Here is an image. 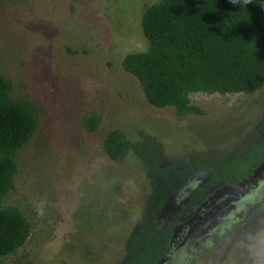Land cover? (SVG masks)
<instances>
[{"label": "rangeland", "instance_id": "374dc122", "mask_svg": "<svg viewBox=\"0 0 264 264\" xmlns=\"http://www.w3.org/2000/svg\"><path fill=\"white\" fill-rule=\"evenodd\" d=\"M159 1L0 0V74L11 81L14 100L33 105L38 121L35 135L17 153L15 189L2 201V207L21 210L32 231L0 264H124L125 243L147 214L154 185L132 151L121 161L107 155L104 138L114 129L133 142L140 132L155 136L166 159L178 166L193 155L221 159L262 141L264 86L253 94L193 93L191 104L202 114L182 118L174 107L147 101L122 61L148 50L142 17ZM92 117L99 121L95 131L88 123ZM261 170L197 207L175 228L167 253L202 212L248 191L263 177ZM208 177L198 171L186 187ZM186 195L182 190L165 206L160 225ZM260 195L254 207H241L251 229L247 245L264 225L261 216L255 230L249 221L264 203ZM225 230L221 225L219 238ZM243 248L225 250L227 261L219 264H239L238 257L247 256Z\"/></svg>", "mask_w": 264, "mask_h": 264}, {"label": "trees", "instance_id": "16d2710c", "mask_svg": "<svg viewBox=\"0 0 264 264\" xmlns=\"http://www.w3.org/2000/svg\"><path fill=\"white\" fill-rule=\"evenodd\" d=\"M149 42L145 52H133L122 61L134 75L147 101L157 108L174 107L179 117L202 114L191 104L193 93L253 94L264 86V0H160L142 17ZM11 81L0 74V260L14 255L26 243L32 223L15 207H2L15 189L17 153L35 135L38 121L33 105L11 96ZM92 131L97 118H90ZM263 139L246 152L225 158L191 156L181 166L168 161L158 139L140 132L131 141L120 129L104 138V150L116 161L131 151L142 162L154 185L147 214L125 243L124 264H158L167 254L175 228L215 192L252 176L264 163V113L259 126ZM198 171L209 177L187 188ZM184 190L187 195L165 225L159 216Z\"/></svg>", "mask_w": 264, "mask_h": 264}, {"label": "water", "instance_id": "95a60500", "mask_svg": "<svg viewBox=\"0 0 264 264\" xmlns=\"http://www.w3.org/2000/svg\"><path fill=\"white\" fill-rule=\"evenodd\" d=\"M263 167L264 163L257 169L262 171ZM260 193H264V175L241 195L226 196L221 202L209 206L197 217L193 227L173 245L163 264H219V261H227L223 258L225 250L232 248L236 252L241 246L250 250L249 255L255 264H264V225H261L256 241L245 244L250 239L251 229L245 224L247 218L244 219L241 212L242 205L254 207L255 201L261 197ZM221 225L226 230L219 238ZM209 242L212 245H208Z\"/></svg>", "mask_w": 264, "mask_h": 264}, {"label": "flooded vegetation", "instance_id": "af4514ba", "mask_svg": "<svg viewBox=\"0 0 264 264\" xmlns=\"http://www.w3.org/2000/svg\"><path fill=\"white\" fill-rule=\"evenodd\" d=\"M262 204H263L262 206L259 205V206L255 207V209H253V211L251 212V217H250L251 219H249V221L250 220L253 221L251 223L252 225H250L253 230L256 229V227L258 226V224H260L257 221L254 222V220H257V218H259L260 216L261 217H264V203H262ZM254 241H256V239H254L253 242ZM208 245H212L211 242H209ZM243 250L246 252L247 256L245 258H243V257H240L239 258L238 257V259H240L239 264H255L254 259L249 255L250 250L248 248H245V249L243 248Z\"/></svg>", "mask_w": 264, "mask_h": 264}]
</instances>
